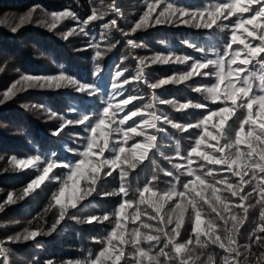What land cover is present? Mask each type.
Segmentation results:
<instances>
[{"label":"snow or ice","instance_id":"obj_1","mask_svg":"<svg viewBox=\"0 0 264 264\" xmlns=\"http://www.w3.org/2000/svg\"><path fill=\"white\" fill-rule=\"evenodd\" d=\"M100 5L104 10H98L93 5L91 14L84 19H81L74 11L52 12L50 15L54 22L50 24V28L55 29L59 21L70 19L75 22V26L62 34L63 39L67 40L79 34L88 36L87 29L90 25L96 21H103L104 17L111 13L115 18L108 23L101 24L103 30L100 36L101 41L107 42L108 34L112 30L128 37L139 30L152 27L153 23H179L220 32L227 30L230 31V37L222 54L212 53L215 58H208L207 50L195 44H188V46L204 54L205 59L195 60L192 57H178L173 54L168 56L157 54L153 57L133 56L132 59L138 62L135 76L121 81L127 69L116 71L112 78L109 100L98 116L84 114L80 119L66 122V125H82L84 131L89 134L86 137L84 151L79 153L81 159L75 164L58 165L40 156L19 161L13 157V163L18 164L21 170L38 172L23 190L25 197L31 198L30 193L38 195L47 183L56 181L61 184L58 192L52 194L54 204L59 205L60 210L48 231L26 228L22 233L8 236L6 241L12 243L36 241L41 236L57 231L66 218L75 219L74 213L69 212V208L79 211L83 206L82 202L94 193L99 195L98 186L117 170L120 187L114 194H123L127 197L126 182L130 173L137 169L146 158L151 159L150 151L153 154L159 151L158 135H167L166 129L158 126L162 123V125H171L179 133H186L189 130L197 132L193 146L184 156L181 155L179 141H176V156L186 161L187 167L174 164L171 157H164L172 165V170H165L164 174L175 182L171 183L167 191L158 194L149 187L157 182V177L153 176L142 190L137 189L139 202L136 214L132 217V223L140 221V226L127 231V235L121 226L120 213L125 205L131 207L133 202L124 199L114 213L116 222L112 231L102 240L96 241L105 247L95 259H92L89 254L84 264H128L129 256L124 250L128 245H131L133 249L131 259L135 261V264H218L215 253L205 254V250L212 246L223 250L224 254L220 257L219 264H264V0H215L205 8L196 10L185 9L169 0H148L146 10L128 31L118 24V20L124 18L118 0H110L107 5L104 4V0H100ZM161 5H163L162 10L157 13V8ZM205 15L207 19L201 23ZM24 21L25 18L21 17V26ZM11 31L17 32L18 27H12ZM127 44L134 49L144 47L142 44H136L132 39H128ZM90 47L95 49L93 61L96 62L102 59L106 52L115 48L116 44H108L105 52L100 50L99 43L91 44ZM242 55L243 58H241ZM189 62H191L190 69L182 74H173V76L154 83L146 79L145 69L149 64H188ZM246 68H249L247 73H245ZM17 72H19L18 69ZM95 72H102L99 63L96 64ZM194 76L215 78L216 82L211 85H202L192 89L194 92L201 93L205 101L216 104L215 109L207 103L192 100L186 102L176 99L166 100L155 95L156 89L169 84H183L192 80ZM135 81H142L152 90L151 102L143 105V108L129 109L125 112L134 101L144 99L143 96L124 97L125 86ZM61 82H67L74 86L77 92H83L89 96L100 93L96 85L82 84L73 77L65 76L63 72L59 76L44 77L21 73L19 79L3 91L0 105L11 101L27 89L59 88L63 86ZM116 97H120V100L114 106L112 101ZM218 101L219 104H217ZM164 105L176 112L195 108L203 109L206 114L195 123H178L162 110L160 106ZM24 107L29 106L24 105ZM122 112L125 113L123 117L115 120L114 117ZM134 118H138L140 123H137ZM213 118L216 122L210 123ZM128 121H132V125H128ZM229 121L232 122L229 123ZM66 125L62 123L61 127ZM149 129L155 134L150 133ZM56 134L59 133H54ZM114 136L121 138L112 139ZM136 137H143V142H136ZM130 140L133 142L126 150L125 145ZM213 141L214 144L211 143ZM257 142L259 147L254 146ZM241 145H246V150L243 152H241ZM225 149L228 150L227 154H225ZM106 151L110 155L97 160V157L104 156ZM193 154L196 160L201 161L198 168L192 167ZM92 161H96V164L88 169L86 175L83 170L84 166ZM208 165L221 167L217 170ZM58 167L68 169L66 178L56 175L54 169ZM218 172L227 173L237 179L233 183L226 175L223 179L217 180ZM185 175L190 179L181 185V176ZM77 177L84 180L85 190L75 201L62 203L69 182H72L73 188L79 184L80 180ZM209 177L212 178L210 183L208 182ZM197 184L210 190V195L214 199L205 196L204 191H197ZM178 185L182 187V190L178 188ZM217 185H226V187L221 191ZM218 191H221L220 195H217ZM146 192H151L156 199L146 202ZM104 195L111 194L105 193ZM253 197H255L256 205L259 206L257 225L249 236L250 242L242 245L239 243L241 229L248 219L249 208L253 207L246 202ZM15 202L10 194L8 203ZM169 202L170 210H167L165 204ZM145 204V210L141 213L139 205ZM148 208L152 209L151 214L148 213ZM162 209H164L163 215H161ZM142 214L147 215L148 219L155 223H146L141 220ZM202 217H206V220ZM109 220V214H105L103 217L92 216L87 222L103 223ZM186 223L192 224V235L186 241L180 242L178 238ZM202 224L205 225L204 228ZM117 229H120L119 233ZM141 229L147 232H142ZM6 241L0 240V264H12L11 250L6 247ZM253 246L259 249L258 254L253 251ZM48 264H54V261L50 260Z\"/></svg>","mask_w":264,"mask_h":264},{"label":"trees","instance_id":"obj_2","mask_svg":"<svg viewBox=\"0 0 264 264\" xmlns=\"http://www.w3.org/2000/svg\"><path fill=\"white\" fill-rule=\"evenodd\" d=\"M147 2L148 0H118L121 11L124 13V18L118 20L120 27L128 31L146 10ZM169 2L185 9L196 10L205 8L206 5L214 3L215 0H169ZM108 3H110V0H104L105 5ZM93 5L98 10H104L100 5V0H0V20L2 17L7 16L13 25L0 23V99L3 98V91L17 81L21 73L44 77L59 76L63 72L65 76L73 77L82 84L96 85L100 89L99 94L89 96L86 93L77 92L74 86L67 84V82H61L63 86L59 88L27 89L19 93L11 101L0 105V125L6 126L8 131H10L9 134L0 131V240L6 241L8 236L22 233L26 228H39L43 231H48L55 222L60 210V206L54 204L52 194L58 192L61 184L56 181L47 183L39 191L38 195L30 193L31 198L25 197L23 190L36 177L38 172L36 170H21L18 164L13 163V157L19 161L23 158L40 156L42 159L51 160L58 165L62 163L75 164L81 159L79 153L84 151L86 137L89 134L84 131L82 125H66V122L80 119L84 114L98 116L109 100L112 78L116 71L127 69L124 76L121 77V81L135 76L138 62L132 59L133 56L149 57L146 56V51L149 50L153 51L154 55L168 56L173 54L178 57H192L195 60L205 59L204 54L188 46V44H195L207 50L208 58H215L212 53L219 52L222 54L224 46L230 37V31L227 30L220 32L211 29H198L179 23H153L152 27L139 30L128 37H124L119 32L112 30L108 34L107 42L101 41L100 36L103 31L101 24L108 23L115 18L111 13L106 15L103 21L92 23L87 29L89 32L88 36L79 34L71 36L67 40L63 39L62 34L75 26V22L70 19L59 21L55 29L50 28V24L54 22L50 15L52 12L74 11L81 19H84L91 14ZM162 7L163 5L157 8V13L162 10ZM30 13H33L32 17H25ZM153 15H156V13H153ZM21 17L25 18L22 26L20 25ZM206 19L205 15V18L200 22L203 23ZM225 23H228V21H225ZM12 27H18V31L13 33L11 31ZM237 34L239 35V33ZM128 39H132L136 44H142L144 47L131 48L127 44ZM168 40L171 42L170 46L167 45ZM94 43H99V48L102 52H105L110 43L116 44V47L110 52H106L102 59L94 62L95 49L90 47ZM153 43L163 45L164 50L158 51V49L150 47ZM233 47L235 48V45ZM125 57L127 59H124ZM241 58H243V55ZM97 63L102 69L101 73L95 72ZM190 63L149 64L145 69V76L150 83H154L161 79L156 75L161 69L167 67L169 76H173V74H182L188 71ZM249 68L245 69V73L249 71ZM17 69L19 72H17ZM153 69H156L157 72H154ZM201 71H204V69H201ZM233 78L235 79V76ZM11 81L13 83L6 87ZM192 81L189 84L185 82L186 85L181 86L179 90H177V86L166 85L163 89H156L155 95L166 90L164 92L165 98L169 97L170 99L171 97V99H176L180 102H184V99L199 102L200 99L201 103H207L215 109L216 104L205 101L201 93L192 90L195 87L215 83V78L194 76ZM143 86L146 88L145 94L142 92ZM221 88L223 89V85H221ZM129 95L143 96L144 99L142 101H134L125 112L129 109L143 108V105L150 100L152 90L142 81H135L125 86L124 97L127 98ZM119 100L120 97L117 98L116 103H119ZM115 104L113 105L115 106ZM217 104H219V101ZM24 105L29 107L25 108ZM196 111H200V109L192 108L179 112L187 113L186 119L181 123H195L194 121L200 114L195 113ZM124 114L123 112L118 113L114 119L119 120ZM205 114L206 112L204 111L198 118L200 119ZM134 119H136L137 123H140L138 118ZM173 120L175 121V119ZM177 122L180 121L177 120ZM214 122H216L215 118L210 123ZM231 122L229 121V123ZM62 123L66 125L63 128L61 127ZM93 123H95V120H93ZM127 124L132 125V121H128ZM148 131L150 132V129ZM54 133L59 134L54 135ZM177 133L167 132V135H159V151L155 152V154L151 151L149 152L151 159L146 158L142 162L140 165L141 172H134L133 170L130 173L126 182L128 185L127 197H124L123 194H114L120 187V178L117 170V172L113 173V176L107 177L98 186L99 195L94 193L82 202L83 206L80 207L79 211H74L75 219L69 218L70 222L66 229L56 232L53 237L51 236L52 234L41 236L36 241L15 243L6 241V247L11 250L10 258L12 264H48L50 260L54 261V264H77V262L84 264L89 254H91L92 259H95L101 249L105 247V245L96 241L102 240L112 231L116 222L114 213L124 199L133 202L131 207L125 205V208L120 213V222L125 235H127V231L140 226V221H136L135 224L132 223V217L136 214L139 202L137 189L142 190L148 181L153 176H156L157 182L154 185H149V187L153 191H157L158 194L168 190L171 183L175 181L164 174L165 170H172V165L164 159L166 156L171 157L174 164L187 167V162L176 156V141H179L180 152L184 156L190 151L196 138L191 143L184 145L180 137L182 133ZM120 138L112 137V139ZM142 138L136 137L135 140L139 142ZM132 142L130 140L125 145L126 150L130 148ZM211 143L214 144L215 142ZM254 146L259 147V143L257 142ZM240 148L241 152H243L246 150V145H241ZM227 152L228 150L225 149V154ZM109 155L106 151L104 156L97 157V160ZM121 155L123 156V154ZM193 157L192 167L198 168L201 161L195 159V154H193ZM94 164H96V161L86 163L83 169L86 175L88 169ZM208 167H214L218 170L221 166L208 165ZM54 171L61 178H66L68 169L58 167ZM226 175L230 181L235 183L237 178L224 172H218L216 179H223ZM77 179L80 180L79 184L73 188L72 182H69L68 190L66 191V194L70 197L74 195L75 200L85 190L84 180L79 177ZM160 179L165 184L163 188L158 185L161 181ZM188 179L190 177L186 175L181 176V185ZM211 179V177L208 178L209 183ZM224 187L226 185H217V188L221 191ZM178 188L182 190L180 185H178ZM196 190L204 191L205 196L212 199L210 190L205 186L197 184ZM221 191H218L217 195H220ZM75 192H78V196H76ZM105 193L111 195H104ZM10 194L13 200L16 201L15 203H8ZM155 199L156 197H153L151 192L145 193L146 202ZM232 199L239 203L235 198ZM181 202L183 203L184 201ZM246 203L253 205V207L249 208L248 219L245 226L241 229L239 243L242 245L250 242L249 236L255 229L259 216V206L256 205L255 197ZM145 207L146 204L139 205L141 213L144 212ZM205 207L207 208L206 205ZM165 209L170 210V202L165 204ZM147 211L151 214L152 209L148 208ZM105 214H109V221H104L103 223L87 222L92 216L103 217ZM163 214L164 209L161 212V215ZM202 219L206 220V217H202ZM141 220L146 223H155L150 221L147 215L143 214L141 215ZM79 225L85 228L84 233L78 229ZM204 227L205 225L202 224V228ZM141 230L142 232H147L145 229ZM119 231L120 229H117L118 233ZM191 235L192 224L186 223L178 239L180 242H184ZM124 250L129 256L128 264H135V261L131 259L133 252L131 245L126 246ZM253 251L258 254L259 249L253 246ZM209 252L215 253L219 264V259L224 254L223 250L212 246L205 250V254Z\"/></svg>","mask_w":264,"mask_h":264},{"label":"rangeland","instance_id":"obj_3","mask_svg":"<svg viewBox=\"0 0 264 264\" xmlns=\"http://www.w3.org/2000/svg\"><path fill=\"white\" fill-rule=\"evenodd\" d=\"M32 15H33V13H30V14H28L27 16H25V17H32ZM0 23H5V24H9V25H11V26H13L12 24H11V22H10V20H9V18L7 17V16H4V17H2L1 18V20H0ZM167 45L168 46H170L171 45V42H170V40H168V42H167ZM150 47H153V48H156V49H158V51H162V50H164V47H163V45H161V44H152V45H150ZM146 56H149V57H153L154 56V54H153V51H146ZM154 70V72H157L156 71V69H153ZM156 75H158L161 79H163V78H167V77H170L169 76V73H168V70H167V67L166 68H163V69H161L160 70V72H158ZM193 81L192 80H190V81H188V84L189 83H192ZM13 82L11 81L10 83H8L7 85H6V87H8L9 85H11ZM183 85H186L185 83H183V84H179V85H173V84H170V86H177L178 88H177V90H179V88L181 87V86H183ZM161 89H163V87L161 88ZM166 90H164V92H165ZM142 92L145 94L146 93V88L143 86V89H142ZM164 92H162V93H157V95L156 96H158V97H160L161 99H169V97H167V98H165L164 97ZM138 94V93H137ZM117 98L118 97H116L114 100H113V104H115L116 102H117ZM146 98V97H145ZM151 98H152V96H151ZM151 98H150V100L148 101V103H150L151 102ZM58 99V98H57ZM57 99L55 100V104H56V101H57ZM170 99H171V97H170ZM179 99V98H178ZM184 99V98H183ZM187 100L186 99H184V102H186ZM199 103H201V101H200V99H199ZM161 108H162V110L164 111V112H166L172 119H175V121L177 122V120L178 121H180V122H178V123H181V122H183L185 119H186V116H187V113H179V112H176V111H174L171 107H169V106H166V105H164V106H160ZM188 112V111H187ZM195 113H200L199 115H201L202 113H204V110H201L200 109V111H196ZM198 115V116H199ZM198 116H197V118H196V120L194 121V122H196L197 120H199V118H198ZM158 126H161V127H164L165 129H166V131L167 132H173V133H176V134H178L177 132V130H175V129H173L172 127H171V125H162V123H160ZM0 131L1 132H3V133H5V134H9L10 133V131H8V129H7V127L6 126H4V125H0ZM150 133H153V134H155L154 132H153V130H151L150 129ZM162 135V134H161ZM163 136V135H162ZM196 136H197V132H195V131H193V130H189V132H186V133H182V134H180V137L182 138L181 140H182V142H183V144L185 145V144H187V143H191V141L194 139V138H196ZM158 138H159V135H158ZM159 140V139H158ZM139 142H143V138L142 139H140V141ZM21 160H26V158H23V159H21ZM134 172H141V167H140V165H138V167H137V169H135L134 170ZM113 176V175H112ZM161 180V179H160ZM158 185H159V187L160 188H163L164 186H165V184H164V182L161 180L159 183H158ZM198 189H200V187H198ZM75 194H76V196H78V192H75ZM212 199H214L213 197H211ZM69 201H75V198H74V195L72 196V197H70L69 195H67V194H65V198L63 199V201H62V203H65V202H69ZM66 203V204H67ZM74 211L75 210H73V209H70L69 210V212H72V213H74ZM69 218H66V220L64 221V222H62V225L61 226H59L58 227V230L57 231H55V232H53L52 233V237H53V235L56 233V232H59L61 229H66L67 228V226H68V224H69ZM78 229L80 230V232H83L84 233V227L83 226H78ZM83 236V235H82Z\"/></svg>","mask_w":264,"mask_h":264}]
</instances>
